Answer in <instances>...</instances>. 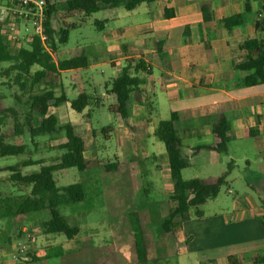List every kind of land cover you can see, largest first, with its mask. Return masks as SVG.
Returning a JSON list of instances; mask_svg holds the SVG:
<instances>
[{"label":"crops","instance_id":"obj_1","mask_svg":"<svg viewBox=\"0 0 264 264\" xmlns=\"http://www.w3.org/2000/svg\"><path fill=\"white\" fill-rule=\"evenodd\" d=\"M201 3L207 4L211 14V18L207 21L202 18ZM141 5H144L145 8L135 13H141L147 16V19L110 28L105 32L101 42L85 45L79 54L87 46H92L95 52H106L105 57L101 61L91 58L86 67L60 71L57 80L59 92L57 93L56 86L54 89L57 95L61 91L65 93L62 72L77 70L81 72V69L88 68L92 63L107 62L115 69L116 75L126 64V58L132 52H140L151 73L147 77L146 83L141 86L140 91L136 92V101L130 104L129 118L123 121L118 114L113 113L118 119L117 133H120V136L116 137L117 149H114L112 157H106V159L118 162L126 161L129 164L132 180L131 191L135 184L134 181H136V166L139 165V172L140 170L144 171L149 180L151 168L148 160H153L152 170L158 176L164 175L162 184L165 185V196L169 197V199L165 197L155 202L156 209L158 206L160 212L162 207H165L166 213H161L162 216H165L169 211L168 208L172 209L175 206V201L170 198L172 185L171 179L169 180L165 148L155 140L153 135L159 120L167 118L171 111L182 112L186 109L216 106L223 111L230 122V137L247 136L245 129L254 130V136L260 135L261 137V134H264V84L246 86L242 81L245 72L235 68V65L244 59L245 52L240 48V45L245 39L256 37L264 42V32L254 26L256 20L264 18V0H154L149 4ZM247 6L249 11L245 12ZM170 12H172L171 15H165ZM235 13H246L245 22L240 26L227 29L223 24V19ZM115 17H119V15ZM121 17L124 16L121 15ZM107 20V18L104 19L100 29L97 25L96 27L99 30L103 29ZM115 55L119 61L118 64L113 63V59L111 60ZM111 80L105 83L104 92L100 90L102 93L99 94L100 96L106 94L105 100H113L109 105L115 103L114 96L106 91ZM77 84V94L81 91L88 94L80 85L81 83L77 81ZM93 90L96 92V89L93 88ZM65 95L67 96L66 93ZM105 100L99 102V106H103ZM89 106L87 105L77 114L83 115L89 110L91 112ZM160 106L165 108L166 117L157 119L153 115L160 109ZM58 107H50L49 112L56 114L59 121L58 114L51 111V108L58 109ZM88 120L87 118L89 127L84 129L85 132H88L87 129L93 131ZM67 122L74 125L76 119ZM130 126H133L135 131L131 130ZM75 131L78 132L76 129ZM180 137L182 148L186 147L190 150V147L197 143L208 142L210 132L207 125L196 124L181 131ZM131 145L133 148L130 150ZM141 147L142 152L139 149ZM87 151L85 150V152ZM203 151L211 150H202L195 155ZM85 152L84 156L89 157ZM93 154L97 156L96 151H93ZM136 156L137 160L134 159ZM162 165H166L165 171L163 168L161 169ZM97 168L99 167L91 169ZM36 170V166H29L23 169L22 173L29 174ZM114 174L117 176L115 184L122 190L119 175ZM8 178L9 172L0 175V183H8L12 191L18 186L10 182ZM2 194L7 193L0 192V196ZM126 198L128 199V197ZM128 205L127 202L126 206L128 207ZM42 211H37L35 214L29 213L23 219L19 235H13L10 218L0 217V264H34L24 257H13L17 243L26 245V250L31 253L33 261L39 258L43 259L45 264L48 260L50 264L59 263L62 253L61 239L52 236L55 233H43L41 223L48 217L41 214ZM263 214L264 210L261 207L240 206L230 220L224 219L222 214L211 217L209 221L213 226L210 227L209 224L208 228L202 230V240H200L201 244L199 243L207 257L211 256L217 259L215 263L207 264H228L226 257L229 255L263 254L264 226L260 220V216ZM197 215L201 216L202 213L199 211ZM192 225L189 224L188 219L181 222L178 237H175L174 234V237L172 236L175 243L178 242L179 237L184 242H188L189 249L187 248V250H190L191 245L198 240ZM26 234H30L31 238L26 239ZM45 250L48 252L44 253ZM175 253L180 254L179 250L173 252L172 255ZM168 255L167 252V257L161 263H168ZM132 262L135 263L133 259ZM199 263L201 264V262Z\"/></svg>","mask_w":264,"mask_h":264},{"label":"trees","instance_id":"obj_2","mask_svg":"<svg viewBox=\"0 0 264 264\" xmlns=\"http://www.w3.org/2000/svg\"><path fill=\"white\" fill-rule=\"evenodd\" d=\"M154 0H65L64 11L58 13L62 23L57 28L51 24V19L57 6L55 0H46V14L43 22L45 37L41 40L34 36L23 46L12 49L1 32L0 24V64L8 63L0 73L8 78L10 84L17 85L22 94H26L27 110L23 123H14L13 131L18 136L17 142H8L0 134V156L22 155L27 151V143L20 141L21 135H28L32 142L39 135L58 133L63 131L65 140L56 145L64 150L55 163H44L40 158L28 157L18 163L0 168L9 172V181L24 190L29 187L26 194L0 196V217L11 219L13 235H19V228L23 219L32 212L46 210L49 214L47 220L41 223L43 233L63 234L67 239L74 238L78 227L71 225L67 219L60 215L57 208L63 204L79 202L84 197L80 183H71L64 187L57 185L53 173L58 170L74 167L79 171L99 167L105 172L117 173L120 185L126 197L131 194V169L126 161H104L92 152L90 157H85L87 139L76 132L71 122L59 123L56 114L49 112L50 107H57L69 103L71 109L81 112L91 99L84 91L79 92L74 98L68 99L63 91L58 95L55 92V82L63 70L86 67L91 58L101 61L106 52H95L92 46H87L84 51L76 56L57 59V43H65L69 37V30L73 24H65L63 19L74 17L78 14L89 15L107 8L122 7L133 10L141 4H149ZM202 18L207 21L211 18L208 6L200 5ZM249 7H246V11ZM172 12L165 14L171 15ZM246 13H235L223 19L227 29L240 26L245 22ZM104 20H96L99 29ZM254 26L264 32V18L256 20ZM240 48L244 50V59L235 65V68L245 72L243 83L246 86L264 84V42L256 37L245 39ZM126 64L117 72L109 82L106 91L112 94L114 104L107 106L111 113H116L126 121L130 115V104L136 101V92L147 81L151 70L145 63L140 52L134 51L126 58ZM36 66L35 70L32 67ZM4 84H7L5 82ZM15 98L18 99L16 96ZM95 97L94 100H98ZM7 110H11L9 107ZM3 118L0 117V123ZM196 124L207 125L210 132L208 142L197 143L190 147L191 154L195 155L202 150L226 152L229 142L230 122L221 109L213 107H199L186 109L182 112L171 111L169 116L157 122L153 135L161 141L165 148L169 176L171 179L170 198L175 201V206L163 217L158 216L156 207H147L144 211L131 210L133 235V261L136 264H155L167 257L166 238L174 234L176 219L178 223L188 218V210L204 204L219 193L220 187L225 183L229 167L215 176L210 182L199 178L183 179L181 170L190 166V160L182 154V141L180 132ZM131 130L135 131L133 126ZM245 134L254 137V130L245 129ZM36 166L37 170L23 174V168ZM264 208V200H261ZM130 204V203H129ZM130 205H128L129 207ZM199 211L196 213L198 214ZM264 226V214L260 216ZM23 257V256H22ZM228 264H264V253H251L249 255H229L226 257ZM58 264H118L117 254L113 244L95 246L89 237L81 239L80 246L74 251L62 252Z\"/></svg>","mask_w":264,"mask_h":264},{"label":"rangeland","instance_id":"obj_3","mask_svg":"<svg viewBox=\"0 0 264 264\" xmlns=\"http://www.w3.org/2000/svg\"><path fill=\"white\" fill-rule=\"evenodd\" d=\"M55 2L57 12L54 13L51 24L54 28H57L62 23V20L58 17V13L64 11L65 0H55ZM144 8V5H140L134 10H125L122 7L107 8L89 15L78 14L74 17L63 19L65 24H73L75 26L69 30L67 42L57 43V58L76 56L85 45L101 42L105 32L110 28L124 26L130 22H141L147 19L148 17L141 13H135ZM116 15H119V17H115ZM121 15L124 17H121ZM105 18L108 20L104 24V28L99 30L96 27L95 21L104 20ZM111 60L116 64L119 62L116 59V55ZM7 66L8 63L0 64V70ZM35 69L36 66L32 67V70ZM114 76L115 69L107 62L92 63L88 68L81 69V72L79 70L75 72H62L63 89L67 97L71 99L77 95L78 81L93 98L89 102L91 112L89 110L83 115H78L76 111L71 109L69 104H63L58 109L51 108V111L58 114L60 123L76 119V122H73L74 128L83 136H88L86 144L88 151L85 154L90 157L92 152L96 151V155L104 161H109L106 157H112L111 154L115 152L114 149H117L116 137L120 136V133H117L118 119L107 109V106L113 100L106 99L108 100L106 101L105 93L103 96L99 95L104 92L105 83ZM5 82L7 84H4ZM8 82V78L2 76L0 73V117L3 118L2 123H0V134L5 135L3 138L5 141L17 142L18 136L13 131V125L14 123L22 124L24 121L25 111L27 110V95L22 94L17 85ZM55 85L57 88V81ZM93 88L96 89V92ZM56 91L58 93L59 88ZM16 96L18 99L15 98ZM95 97H98L99 100L95 101ZM103 99L105 100L104 105L99 106L98 103L103 102ZM8 107L13 111L7 110L6 108ZM165 115V108L160 106V109L153 116L160 119L165 118ZM87 118L93 131L91 129H87L88 132L84 131L86 127H89ZM108 127L111 128L107 129ZM19 139L28 144L27 151L22 155L0 156V167L18 163L19 160L28 157L41 158L44 160V163H55L64 151L56 147L57 144L65 140L63 131L34 137L32 142H35V147L29 140L28 135H21ZM155 140L163 146L161 141ZM132 148L131 145L130 150ZM139 149L142 152V147ZM182 154L187 156L191 162L190 166L181 170V177L183 179L199 178L202 181L210 182L228 167L229 172L225 178V183L220 187L219 193L215 198L188 210L187 219L189 224H193L192 229L196 231L195 235L198 238L191 245L190 250H187L188 242H184L179 237L178 242L175 243L172 238L173 235H169L166 240V251L169 254L168 263L166 264L215 263L217 259L211 256V258L207 257L202 245H200L202 230L206 227L208 228L209 224L210 227L213 226L212 222L209 221L211 217L222 214L221 216L224 219L230 220L240 206L249 208L261 207L264 210L261 203V200H264V134L262 133L261 137L260 135L254 137L231 136L226 152L203 151L193 156L190 154L188 148L183 147ZM137 158V156L134 157L135 160ZM153 162L151 159L148 160L151 168L149 180L144 171L140 170L139 172V165L136 166V181H134L136 185L134 184L128 199L121 188L115 184L117 176L112 172H105L101 168L79 171L74 167L55 171L53 177L57 180L59 187L78 182L82 185L84 191V197L81 201L63 204L57 208L59 214L63 215L71 225L78 227V233L72 239H67L63 234H52V236L61 239V251H74L80 246L83 237H89L95 246L106 243L113 244L118 264H133V232L131 227V220L133 218L129 215L130 211H144L147 206L156 207V201H160L165 197L169 199L168 196H165V185L162 184L164 175L158 176L152 170L151 166ZM162 168L165 171L166 165H162ZM6 173L0 171V175H5ZM28 191L29 187L24 190H19L16 187L11 191L8 183H0V192L10 195L26 194ZM127 202L130 203L129 207L126 206ZM157 209L159 217H163L161 213L163 212L162 214H164L167 211L164 206L161 212L158 206ZM168 209L170 210L171 208ZM197 211H200L202 215H197ZM41 214L49 217L46 210H43ZM178 221L177 218V224H175L174 228L175 237H178ZM176 250H179L180 254L175 253L172 255ZM46 252L48 251L45 250L44 253ZM23 257L30 262H34V264H45L43 259L38 258L39 260L33 261L31 253L28 250H26ZM155 264L164 263L158 262Z\"/></svg>","mask_w":264,"mask_h":264},{"label":"built area","instance_id":"obj_4","mask_svg":"<svg viewBox=\"0 0 264 264\" xmlns=\"http://www.w3.org/2000/svg\"><path fill=\"white\" fill-rule=\"evenodd\" d=\"M46 7V0H0L1 32L12 49L23 46L34 36L44 39ZM30 238L26 234V239ZM25 252L26 245L17 243L13 257H22Z\"/></svg>","mask_w":264,"mask_h":264}]
</instances>
